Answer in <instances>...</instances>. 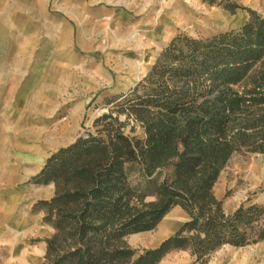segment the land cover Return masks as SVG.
<instances>
[{"label": "trees", "instance_id": "1", "mask_svg": "<svg viewBox=\"0 0 264 264\" xmlns=\"http://www.w3.org/2000/svg\"><path fill=\"white\" fill-rule=\"evenodd\" d=\"M202 1L248 17L209 37L173 36L141 81L108 99L93 131L51 154L30 179L54 187L32 207L53 230L40 264H159L173 251L207 264L225 245L264 240V204L226 214L213 192L233 155H264V17L227 0ZM129 119L141 138L125 134ZM176 206L188 219L157 248L126 244Z\"/></svg>", "mask_w": 264, "mask_h": 264}, {"label": "rangeland", "instance_id": "2", "mask_svg": "<svg viewBox=\"0 0 264 264\" xmlns=\"http://www.w3.org/2000/svg\"><path fill=\"white\" fill-rule=\"evenodd\" d=\"M227 1L264 17V0ZM247 17L202 0H0V264L40 245L44 257L53 230L32 206L53 193L32 199L41 186L29 181L47 158L92 132L108 99L141 81L173 36L209 37ZM132 125L127 120L125 134L141 138ZM213 192L224 212L264 204V155H233ZM256 244L218 250L207 264L243 260Z\"/></svg>", "mask_w": 264, "mask_h": 264}, {"label": "crops", "instance_id": "3", "mask_svg": "<svg viewBox=\"0 0 264 264\" xmlns=\"http://www.w3.org/2000/svg\"><path fill=\"white\" fill-rule=\"evenodd\" d=\"M54 193L53 185L41 186L37 190H32L30 197L34 198H45L46 196ZM53 196V195H52ZM50 196L49 199L52 197ZM48 200V199H46ZM34 205V204H33ZM33 207V206H32ZM230 212H225L230 214ZM188 219V215L183 209L176 206L172 208L164 217L159 221L156 227L148 232H140L136 234L129 235L130 239H125L127 244L134 250H147L157 248L164 240L169 238L172 234L176 232L179 226ZM21 224V219H18L14 227L19 228ZM16 228V229H17ZM52 231V228L47 226ZM129 241V242H128ZM45 242V241H44ZM247 249H250L246 247ZM242 248H234L229 245H225L219 249L222 251H236ZM244 249V248H243ZM44 246L40 245L36 247L31 253L27 254L25 252L16 251L17 257L14 264H40L43 260ZM218 254V250L215 252ZM223 253V252H222ZM41 254V255H40ZM253 255H255L253 257ZM256 258V260H254ZM222 260V259H221ZM219 256L213 261L212 264H220L221 262ZM258 260V261H257ZM193 258L187 251H173L167 254L159 264H192ZM264 264V240L257 243L255 248L250 251L244 252V258L240 261L231 262L229 264ZM11 264V263H9Z\"/></svg>", "mask_w": 264, "mask_h": 264}, {"label": "bare ground", "instance_id": "4", "mask_svg": "<svg viewBox=\"0 0 264 264\" xmlns=\"http://www.w3.org/2000/svg\"><path fill=\"white\" fill-rule=\"evenodd\" d=\"M42 137H43V136L40 135L39 139H42ZM44 138H45V136H44ZM44 138H43V139H44ZM46 140H47V139H46ZM40 255H41V254H40Z\"/></svg>", "mask_w": 264, "mask_h": 264}]
</instances>
